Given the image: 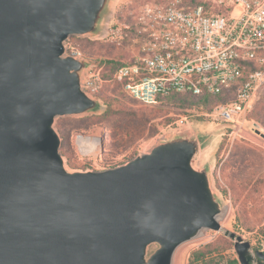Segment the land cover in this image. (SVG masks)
<instances>
[{
    "label": "water",
    "instance_id": "water-1",
    "mask_svg": "<svg viewBox=\"0 0 264 264\" xmlns=\"http://www.w3.org/2000/svg\"><path fill=\"white\" fill-rule=\"evenodd\" d=\"M115 1L0 0V264H172L208 230L233 242L239 264H264L220 224L228 208L207 154L232 123L170 129L106 170L68 167L57 119L104 104L84 89L91 62L66 42L104 36ZM104 142L77 134L84 154Z\"/></svg>",
    "mask_w": 264,
    "mask_h": 264
},
{
    "label": "built area",
    "instance_id": "built-area-1",
    "mask_svg": "<svg viewBox=\"0 0 264 264\" xmlns=\"http://www.w3.org/2000/svg\"><path fill=\"white\" fill-rule=\"evenodd\" d=\"M214 7L225 10L214 12ZM102 39L130 50L132 61L117 66L109 80L102 77L103 66L92 63L84 89L94 97L113 84L139 104L154 107L173 96H217L236 87L229 102L215 105L205 117L237 130L264 88V0H198L194 5L160 0L137 7L129 1L108 21ZM66 45L68 53L78 55L69 40ZM192 117L184 115L176 125Z\"/></svg>",
    "mask_w": 264,
    "mask_h": 264
},
{
    "label": "rangeland",
    "instance_id": "rangeland-1",
    "mask_svg": "<svg viewBox=\"0 0 264 264\" xmlns=\"http://www.w3.org/2000/svg\"><path fill=\"white\" fill-rule=\"evenodd\" d=\"M129 1L137 7L146 1L160 0H116L108 21H113L121 7ZM219 9L225 10L223 7H214L212 11ZM69 43L76 46L78 55L88 59L91 64L106 58L125 60L132 56L130 50L117 49L106 43L102 36L97 39L71 37ZM104 96V109L98 114L57 119L56 128L62 138L60 151L70 169L91 168L102 171L115 164L119 165L137 153L147 151L168 130L181 127L176 124L184 115H193L188 124L218 125L211 123L207 117L203 119L200 116L204 115L194 109L172 104L146 108L119 90H107ZM108 105L112 106L113 114L106 115ZM245 120L240 129L221 128L207 156L213 161L214 187L228 208L220 224L248 241L250 252L254 255L255 250L264 252V88L256 93ZM123 125L127 126L128 133L120 137ZM134 131L135 134L132 133ZM78 133L103 137V147L90 148L84 154L85 147L89 148L90 145H78ZM216 240L226 241L223 255L236 258L233 242L224 237L222 232L208 230L203 236L180 245L174 252L172 264H190L193 250Z\"/></svg>",
    "mask_w": 264,
    "mask_h": 264
},
{
    "label": "trees",
    "instance_id": "trees-1",
    "mask_svg": "<svg viewBox=\"0 0 264 264\" xmlns=\"http://www.w3.org/2000/svg\"><path fill=\"white\" fill-rule=\"evenodd\" d=\"M183 2L186 5H194L198 3V0H183ZM221 12H224V10ZM117 49L127 51L121 48H117ZM131 61H132V57L125 60H111L106 58L103 61H99L98 63L94 62V63L97 64L98 66L101 65L103 66L102 77L105 80H109L111 78L114 69L117 66L123 63H130ZM107 90H119V92L123 93L127 98H129L133 102H136L131 97H129L124 91H122V89L118 85H113V84H107L105 86L104 91L100 95L101 100L105 99L104 95ZM235 91H236V87H232L230 90L224 91L220 95L217 96L206 95L202 98H195L189 94L173 96L166 98L158 106H163L164 104H172V105H176L177 107L194 109V111L203 114L204 116H200V117H203V119H205L204 118L205 114L209 113L215 105L220 103H225L226 101L232 99ZM136 103L139 104L138 102ZM139 105L143 106L141 104ZM158 106H154V107H158ZM154 107H146V108H154ZM107 108L108 109L105 112L106 115H110L114 113V110L112 109L111 105H108ZM122 128L123 130L120 131V137L128 133V131H126L127 130L126 125H123ZM132 133L135 134V131ZM112 137L115 138L116 136H114L112 133ZM224 244H226V241L216 240L196 250H193L190 256V264H239L237 258L232 257L231 255L227 257L226 255L222 254V252L225 251V248H223Z\"/></svg>",
    "mask_w": 264,
    "mask_h": 264
},
{
    "label": "bare ground",
    "instance_id": "bare-ground-1",
    "mask_svg": "<svg viewBox=\"0 0 264 264\" xmlns=\"http://www.w3.org/2000/svg\"><path fill=\"white\" fill-rule=\"evenodd\" d=\"M94 147H96V146H94Z\"/></svg>",
    "mask_w": 264,
    "mask_h": 264
}]
</instances>
